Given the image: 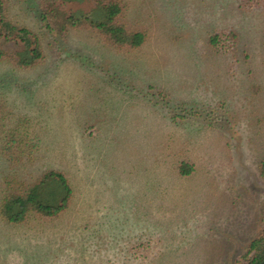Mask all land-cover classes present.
<instances>
[{
  "label": "rangeland",
  "instance_id": "374dc122",
  "mask_svg": "<svg viewBox=\"0 0 264 264\" xmlns=\"http://www.w3.org/2000/svg\"><path fill=\"white\" fill-rule=\"evenodd\" d=\"M41 1L7 0L44 61H0V210L8 176L58 170L75 195L54 218L0 212V264H248L264 228V0H122L137 50L87 27L54 35ZM13 136L37 148L30 164L5 154Z\"/></svg>",
  "mask_w": 264,
  "mask_h": 264
},
{
  "label": "trees",
  "instance_id": "16d2710c",
  "mask_svg": "<svg viewBox=\"0 0 264 264\" xmlns=\"http://www.w3.org/2000/svg\"><path fill=\"white\" fill-rule=\"evenodd\" d=\"M102 9L103 19L93 21L86 16L69 12L66 0H42L41 20L46 28L56 36L65 37L71 29L91 28L100 33L107 41L119 49L137 50L145 44V36L139 30H129L121 22L124 13L122 0H92ZM71 11V10H70ZM227 42L234 45L238 36L230 33ZM220 35H213L210 42L220 48ZM235 40V42H234ZM13 43L14 51L6 47ZM0 61L10 60L21 68H33L44 61L40 38L30 29L15 25L8 16L7 0H0ZM191 112V110H190ZM11 143V145H10ZM26 148H25V147ZM10 162L21 165L30 164L36 157V147L29 142L13 136L4 147ZM264 178V161L260 166ZM192 167L182 164L181 174L189 175ZM18 175L15 179L5 180L6 194L2 201L1 216L12 224H23L31 216L54 218L65 213L73 203L74 189L64 172L49 170L40 175L33 183L26 184ZM264 227V224H263ZM244 258L248 264H261L264 260V228L251 243Z\"/></svg>",
  "mask_w": 264,
  "mask_h": 264
},
{
  "label": "water",
  "instance_id": "95a60500",
  "mask_svg": "<svg viewBox=\"0 0 264 264\" xmlns=\"http://www.w3.org/2000/svg\"><path fill=\"white\" fill-rule=\"evenodd\" d=\"M261 264H264V260H263V262Z\"/></svg>",
  "mask_w": 264,
  "mask_h": 264
}]
</instances>
